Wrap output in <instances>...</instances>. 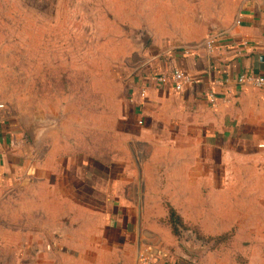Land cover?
Returning a JSON list of instances; mask_svg holds the SVG:
<instances>
[{"label":"crops","instance_id":"crops-1","mask_svg":"<svg viewBox=\"0 0 264 264\" xmlns=\"http://www.w3.org/2000/svg\"><path fill=\"white\" fill-rule=\"evenodd\" d=\"M106 4L132 43L90 95L23 98L0 61V264H189L170 208L206 234H264V86L238 83L264 76V0ZM174 69L181 90L154 79Z\"/></svg>","mask_w":264,"mask_h":264},{"label":"rangeland","instance_id":"rangeland-1","mask_svg":"<svg viewBox=\"0 0 264 264\" xmlns=\"http://www.w3.org/2000/svg\"><path fill=\"white\" fill-rule=\"evenodd\" d=\"M105 1L0 0V61L23 98L33 96L38 103L58 93L90 95L85 85L132 43L122 42L114 34L119 27L105 22L110 7ZM145 29L137 32L143 45ZM181 234L189 264H264V234L254 235L248 227L211 235L188 222Z\"/></svg>","mask_w":264,"mask_h":264},{"label":"built area","instance_id":"built-area-1","mask_svg":"<svg viewBox=\"0 0 264 264\" xmlns=\"http://www.w3.org/2000/svg\"><path fill=\"white\" fill-rule=\"evenodd\" d=\"M223 39H226L225 32L220 31L217 33H213L210 35L205 43L208 47L210 48H215L217 44H219ZM239 47L241 49L245 50L246 47L248 46V42L243 41L241 43L238 42ZM241 50V51H243ZM156 81L160 83H172L175 87L176 90H181L183 86L190 81V77L188 74H186L183 70L181 69H174L171 71L169 74H159L154 78ZM238 83L240 85H246V84H251L257 87H262L264 86V76L263 75H255V74H248V73H242L239 78H238ZM141 96L146 97V89H143L141 91ZM211 98L214 99V95H211ZM150 257L152 256H147L143 255L141 257V262L144 264H150Z\"/></svg>","mask_w":264,"mask_h":264},{"label":"trees","instance_id":"trees-1","mask_svg":"<svg viewBox=\"0 0 264 264\" xmlns=\"http://www.w3.org/2000/svg\"><path fill=\"white\" fill-rule=\"evenodd\" d=\"M170 223L172 224V227L174 229V232L179 235L180 234V227L182 226V228L184 229H188L187 227H184L182 220L180 218V216L176 213V211L172 208H170V219H169ZM220 239V238H218Z\"/></svg>","mask_w":264,"mask_h":264}]
</instances>
